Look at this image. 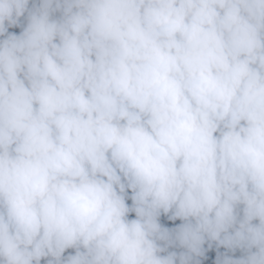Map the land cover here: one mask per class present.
<instances>
[{"label":"clouds","instance_id":"9594fccd","mask_svg":"<svg viewBox=\"0 0 264 264\" xmlns=\"http://www.w3.org/2000/svg\"><path fill=\"white\" fill-rule=\"evenodd\" d=\"M0 264H264V0H0Z\"/></svg>","mask_w":264,"mask_h":264}]
</instances>
